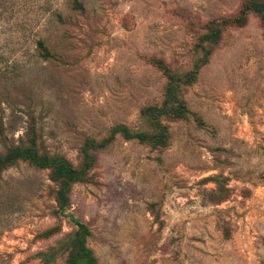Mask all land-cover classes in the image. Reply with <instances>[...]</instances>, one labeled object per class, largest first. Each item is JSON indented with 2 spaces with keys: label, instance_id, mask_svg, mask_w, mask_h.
<instances>
[{
  "label": "rangeland",
  "instance_id": "obj_1",
  "mask_svg": "<svg viewBox=\"0 0 264 264\" xmlns=\"http://www.w3.org/2000/svg\"><path fill=\"white\" fill-rule=\"evenodd\" d=\"M244 2L0 0V154L33 135L38 153L78 167L85 140L149 131L140 110L167 82L155 61L181 77L209 51L179 87L187 116L160 119L165 145L114 135L62 215L47 170L1 172L0 264H65L73 220L96 264H264V23L250 14L198 45Z\"/></svg>",
  "mask_w": 264,
  "mask_h": 264
},
{
  "label": "trees",
  "instance_id": "obj_2",
  "mask_svg": "<svg viewBox=\"0 0 264 264\" xmlns=\"http://www.w3.org/2000/svg\"><path fill=\"white\" fill-rule=\"evenodd\" d=\"M75 7L79 8L78 4H75ZM250 14L254 15L263 24L264 0H245L234 15L211 20L206 25L205 33L198 38V45L201 46L204 43L206 46H215L220 40L223 29L244 25L246 17ZM37 47L41 58L47 59L50 57L49 52L41 42L37 43ZM202 47L203 53L200 58L195 60L192 69L181 77L169 74L166 66L160 61L154 62L155 69L165 76L167 82L164 87V98L161 105L158 107L149 106L140 110V116L148 127V132H132L122 125H115L110 128L108 137L100 142L95 143L92 140H85L81 148L82 161L78 167H72L62 157L38 153L35 147V139L31 135L27 145L12 146L0 154V174L4 169L15 165L17 162H26L36 169L47 170L48 178L54 185L55 214L62 215L69 204L68 194L71 185L85 180L86 173L93 162L91 153L104 148L114 135L118 134L125 140H135L139 143L148 144L153 148L165 145L167 132L164 125L160 123V119L169 117L181 120L187 116L188 112L182 100L178 97V91L179 87L192 83L197 70L206 63L209 51L204 46ZM197 123L201 124L199 120H197ZM212 181L218 188L216 201H221L225 192L214 179ZM73 222L76 228L66 242L65 264H96L92 252L85 245L86 237L89 236L87 227L77 220H73Z\"/></svg>",
  "mask_w": 264,
  "mask_h": 264
}]
</instances>
